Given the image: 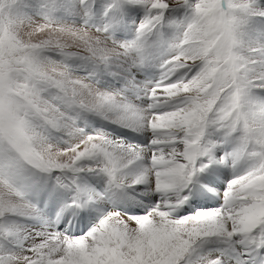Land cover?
Returning a JSON list of instances; mask_svg holds the SVG:
<instances>
[{"label":"snow or ice","instance_id":"snow-or-ice-1","mask_svg":"<svg viewBox=\"0 0 264 264\" xmlns=\"http://www.w3.org/2000/svg\"><path fill=\"white\" fill-rule=\"evenodd\" d=\"M0 264H264V0H0Z\"/></svg>","mask_w":264,"mask_h":264}]
</instances>
